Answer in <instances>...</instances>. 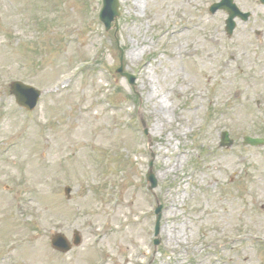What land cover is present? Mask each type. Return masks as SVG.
I'll return each mask as SVG.
<instances>
[{"label":"rangeland","instance_id":"obj_1","mask_svg":"<svg viewBox=\"0 0 264 264\" xmlns=\"http://www.w3.org/2000/svg\"><path fill=\"white\" fill-rule=\"evenodd\" d=\"M217 1L120 0L115 34L102 0H0V264H264V146L243 141L264 137V6L235 0L253 17L229 36Z\"/></svg>","mask_w":264,"mask_h":264},{"label":"water","instance_id":"obj_2","mask_svg":"<svg viewBox=\"0 0 264 264\" xmlns=\"http://www.w3.org/2000/svg\"><path fill=\"white\" fill-rule=\"evenodd\" d=\"M262 4H264V0H260ZM219 8H223L230 14L229 19L227 20V31L229 34L233 33V30L236 26V22L234 21V18L236 16H240L241 18L247 20L250 16V13H242L238 7L233 3V0H222L220 3H215L211 10L212 12H215ZM120 16L119 11V0H104V9L101 14V20L105 23L106 28L110 29L112 26L113 21L115 22V26L118 31V17ZM118 71L127 77L130 78V81H134V77L130 74L123 72V64L121 59V67L118 69ZM11 92L16 96L17 103L21 106L26 107L29 110H32L36 107L40 96L42 92L39 89H36L33 86L24 84L20 81H16L11 86ZM246 144H252V145H258V144H264V139L261 138H251L246 137L245 138ZM232 140L229 138L228 133L225 132L222 138V145H231ZM153 183H155L153 175L151 176ZM71 188H66V194L70 197ZM82 241V237L80 236V233L76 230L75 236H74V245H79ZM52 244L55 248L67 252L72 248V244L68 241L67 237L63 234H57L52 238Z\"/></svg>","mask_w":264,"mask_h":264},{"label":"bare ground","instance_id":"obj_3","mask_svg":"<svg viewBox=\"0 0 264 264\" xmlns=\"http://www.w3.org/2000/svg\"><path fill=\"white\" fill-rule=\"evenodd\" d=\"M142 0H136V4H138V2H141ZM146 2V1H145ZM146 43L145 39L142 38H137V40L135 42H133L132 46H131V52L132 53H136L139 52L140 47L142 45H144ZM148 74H145L144 76V81H143V85L141 86L143 88V90L145 91V96L149 97V101L152 102V106L155 112V119L156 122L154 123L153 129H158L160 124H164L166 123V115L168 114V106L161 100L160 94L157 91L151 90L150 89V80L148 79ZM181 160V157H177L176 162H179ZM174 163V167L176 166L177 163ZM173 170V172L175 171H179V167H176L173 169V167H171ZM167 172V171H166Z\"/></svg>","mask_w":264,"mask_h":264}]
</instances>
